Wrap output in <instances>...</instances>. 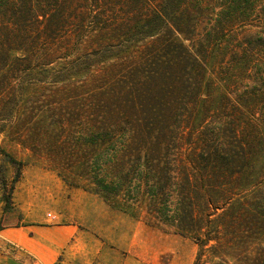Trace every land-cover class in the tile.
Here are the masks:
<instances>
[{"label":"rangeland","instance_id":"rangeland-1","mask_svg":"<svg viewBox=\"0 0 264 264\" xmlns=\"http://www.w3.org/2000/svg\"><path fill=\"white\" fill-rule=\"evenodd\" d=\"M179 4L178 15L189 18L194 27L181 25L180 40L190 44L186 37L191 38L193 31L194 49L199 58L209 61L205 77L212 82L202 89L208 95L203 105L185 92L183 140L188 147L225 139L250 145L245 160L251 161V176L230 187L225 203L229 207L235 201L237 205L258 201L257 192L264 189V0H181ZM77 5L78 13L91 6L85 0ZM93 26L87 21L72 25L71 30L88 35ZM80 35L70 44V73L64 87L56 91L51 87L41 95L30 86L21 122L16 127L7 124L0 134V231L4 235L5 228L29 226V236L56 248L55 259L45 264H194L203 233L213 236L211 220L217 214L212 207L204 208L202 214L210 221L199 220L203 233L185 235L153 210L163 207L164 197L153 206L155 196L147 184L165 185L162 174L154 176L151 170L154 164L162 167L165 157L163 153L152 157L150 149L154 144L164 146L163 123L159 116L151 120L150 107H138L134 114L129 103H119L105 115L104 92L114 87L119 70L129 65L128 55L120 58L127 53L96 43L82 45ZM143 44L136 45L135 54ZM111 67L117 68L110 72ZM194 78L199 83L198 72ZM43 97L53 101L46 119L35 108ZM104 118L113 126L103 127ZM229 124L236 127L237 137L219 133ZM4 153L21 165L8 161ZM17 168L19 178L7 208L3 193L11 187ZM103 179L109 182V191L99 187ZM45 227L56 237L38 232ZM227 232L219 245L221 254L211 253L212 240L202 249L198 264H240L253 256L256 244L246 249L234 246L241 238H251L250 233ZM10 247L11 252L19 250Z\"/></svg>","mask_w":264,"mask_h":264},{"label":"trees","instance_id":"trees-1","mask_svg":"<svg viewBox=\"0 0 264 264\" xmlns=\"http://www.w3.org/2000/svg\"><path fill=\"white\" fill-rule=\"evenodd\" d=\"M80 1L0 0V134L5 133L7 124L16 127L21 122L30 86L34 85L41 95L51 87H55L54 91L64 87L70 73V44L81 33H72L71 27L91 21L92 33L80 35L82 45L96 43L99 48H118L127 53L120 58L128 55L129 65L119 70L114 87L104 92L105 115L111 107L129 103L134 114L138 107H150L147 113L151 120L159 116L163 123L164 146L154 144L150 149L152 157L161 153L165 157L162 167L154 164L151 168L154 176L162 174L165 185L157 187L154 181L147 184L150 194L155 196L153 206L159 197H164L163 207L153 210L176 232L200 235L204 228L200 221L209 220L202 212L212 207L213 214H217L211 220L214 233L212 237L206 231L203 233L205 238L199 243L194 264H198L202 249L212 240L211 253L214 257L221 254L219 245L228 229L250 233L251 238L239 239L234 242L235 247L246 249L248 244H256L253 256L240 264H264V189L257 192L258 201L248 199L239 205L235 201L229 207L225 203L232 192L230 187L242 185L241 181L251 176V161L245 160L250 145L225 139L214 145L188 147L183 140L187 123L183 96L187 91L189 99H197L203 105L208 95L202 89L212 82L205 77L209 61L199 58L194 49L193 31L191 38L184 36L190 44L184 45L180 40L184 35L181 25L194 29L189 18L178 15L181 0H85L91 5L88 12L78 13ZM139 42L144 46H139L135 54ZM113 68L117 67H111L110 72ZM197 72L199 83L194 78ZM48 97H43L35 107L42 119L53 111V101ZM176 117L178 125L174 127ZM112 126L104 118L103 127ZM227 132L238 136L231 124L219 129L220 134ZM7 157L13 164L21 165ZM18 178L17 168L11 187L3 193L7 208L11 207V192ZM109 186L105 179L99 184L104 191H109ZM226 218L227 224L223 222Z\"/></svg>","mask_w":264,"mask_h":264},{"label":"crops","instance_id":"crops-1","mask_svg":"<svg viewBox=\"0 0 264 264\" xmlns=\"http://www.w3.org/2000/svg\"><path fill=\"white\" fill-rule=\"evenodd\" d=\"M45 228L38 232L56 237L55 231L49 227ZM5 229L8 231L4 235L1 233L3 230L0 231V264H45L55 259L56 248L45 246L29 236V226H23L18 230ZM5 235L8 236L5 237ZM9 243L19 247V250L11 252Z\"/></svg>","mask_w":264,"mask_h":264}]
</instances>
